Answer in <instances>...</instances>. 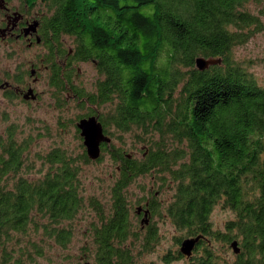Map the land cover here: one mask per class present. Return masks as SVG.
Masks as SVG:
<instances>
[{"label":"trees","instance_id":"1","mask_svg":"<svg viewBox=\"0 0 264 264\" xmlns=\"http://www.w3.org/2000/svg\"><path fill=\"white\" fill-rule=\"evenodd\" d=\"M38 1L50 85L60 106L69 98L85 109L73 120L77 135L76 122L93 114L110 138L114 131L137 132L140 155L112 139L102 143L95 160L107 152L116 163L105 203L84 196L80 163L59 146L37 154L40 175L24 174L34 170L24 159L27 140L18 141L10 126L0 138V264H32L50 243L65 248L73 221L89 210L91 241L80 258L91 264H134L159 241L155 215L182 231L177 244L203 236L186 264H264V86L233 55L262 29L246 8L250 0H19L26 11ZM64 37H72L70 47ZM199 55L220 62L200 70ZM81 61L97 71L91 89L75 82ZM79 160H92L84 145ZM147 174L157 187L134 202L147 201L151 213L141 230L128 195ZM164 188L172 193L163 205ZM216 204L233 213L222 230L210 220ZM217 240L229 246L237 240L232 262L215 251ZM184 256L178 248L162 259Z\"/></svg>","mask_w":264,"mask_h":264},{"label":"rangeland","instance_id":"2","mask_svg":"<svg viewBox=\"0 0 264 264\" xmlns=\"http://www.w3.org/2000/svg\"><path fill=\"white\" fill-rule=\"evenodd\" d=\"M43 8L41 2L38 1L30 12L37 11L39 13ZM246 8L258 15L262 29L245 43L234 47L233 55L236 60L243 62L253 72L258 83L264 86V0H250L246 3ZM64 40L67 47L72 45V37H64ZM46 51L43 44L28 47L22 42H0V79L7 78L6 73L27 71L30 68V63L35 62L38 67V79L35 87L39 92L38 99L23 102L18 96L8 98L4 89L0 88V138L12 126L18 141L27 140L24 159L25 162L33 164L34 170L26 173L25 170H22V172L29 177L40 175L37 170L39 167L43 168V164L40 163L41 159H38V153H46L57 146L68 151L80 163L79 175L84 196L95 195L106 203L116 163L107 152L103 153L101 160H90L86 163L79 160L83 152V143L81 136L76 133L73 120L85 109L69 98L64 105L60 106L61 102H58L54 88L49 83L50 71L41 61ZM75 69L77 70L76 77L74 75L75 82L91 89L97 77L94 65L90 61H81L76 63ZM24 80H31L27 73H24ZM96 110L103 111L104 107H97ZM136 134L137 132L133 131H114L111 139L115 146H122L126 153L139 156L141 142L136 139ZM150 187L154 189L157 184L153 181V177L147 174L138 176L129 188L128 199L133 203L130 212L134 226H138L139 223L135 213L136 200L138 197L145 198ZM171 193V188H164L159 194L163 205L169 200ZM232 216L231 210L216 204L210 213L212 227L222 230L224 222ZM93 218L94 213L91 210L81 213L73 221V235L68 245L61 248L50 243V246H45L44 255L38 256L32 264H87V262L91 264L92 258L81 259L80 255H82V246L90 244L91 238L89 233L87 234V230ZM152 222L157 228L159 241L152 250L136 257L134 264H186L189 258L185 256L168 262L162 259V255L167 251L174 252L179 248L175 238L180 236L182 231L176 229L168 219L159 215L153 216ZM37 236H40L39 233L38 235L32 233V237ZM213 245L222 259L228 262L234 260L235 254L225 242L217 240Z\"/></svg>","mask_w":264,"mask_h":264},{"label":"flooded vegetation","instance_id":"3","mask_svg":"<svg viewBox=\"0 0 264 264\" xmlns=\"http://www.w3.org/2000/svg\"><path fill=\"white\" fill-rule=\"evenodd\" d=\"M29 12V13H27ZM36 14V15H35ZM40 14H37V11H26L25 9L21 8L19 0H0V42H22L25 43L28 47H32L35 45L43 44L41 35L39 33L40 29ZM37 21L36 29L35 30H28L26 28L33 23V21ZM47 65H45L46 67ZM48 68V66H47ZM49 69V68H48ZM22 72V71H21ZM27 73V76L31 78V80H24L23 78L18 82L13 80V76L18 73H13L7 75V78L1 80L0 88L4 90H11L14 92L15 96H18L21 101L29 102L38 99L39 92L35 87V83L38 79V67L35 62L30 63V68L27 71L22 72ZM50 83V80H49ZM31 88L35 98H31V94L29 97H24L26 91ZM103 126V125H102ZM79 130V129H78ZM103 131L106 135L107 134L104 130ZM80 135V134H79ZM82 138V137H81ZM102 145V144H101ZM100 145V146H101ZM148 202H144V204L140 203L136 207L140 206L141 209L138 211L136 210L137 218L139 220V227L141 230H144L146 225L151 221V213L149 215V219L147 223H141V219L144 216V209H148L147 207ZM90 264V262H87Z\"/></svg>","mask_w":264,"mask_h":264},{"label":"water","instance_id":"4","mask_svg":"<svg viewBox=\"0 0 264 264\" xmlns=\"http://www.w3.org/2000/svg\"><path fill=\"white\" fill-rule=\"evenodd\" d=\"M37 21H33L27 28L28 30H35ZM220 62V59L218 58H212V57H204L202 55H199L195 58V67L202 70L207 67H209L211 64ZM31 94V98H35V95L33 94V91L31 88H29L26 93L24 94V97H29ZM76 126L79 129V134L82 137V142L85 147V151L87 156L95 160L99 158L101 153V144L103 142H110L111 138L110 136L106 135L103 131V126L98 119L96 115H88L81 117L77 122ZM141 209L140 206L137 207V210L139 211ZM149 219V210L144 209V216L141 219V223H147ZM203 238L201 234H198L196 236H188L183 238L180 241L179 244V251L189 257L192 255V251L195 247V245L198 243L199 239ZM230 247L233 250V252L238 253L240 248L238 246L237 240H232L230 242Z\"/></svg>","mask_w":264,"mask_h":264}]
</instances>
